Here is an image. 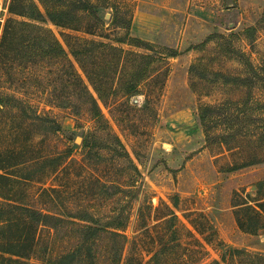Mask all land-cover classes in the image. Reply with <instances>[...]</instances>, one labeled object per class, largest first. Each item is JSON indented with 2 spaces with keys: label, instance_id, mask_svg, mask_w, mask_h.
Wrapping results in <instances>:
<instances>
[{
  "label": "rangeland",
  "instance_id": "374dc122",
  "mask_svg": "<svg viewBox=\"0 0 264 264\" xmlns=\"http://www.w3.org/2000/svg\"><path fill=\"white\" fill-rule=\"evenodd\" d=\"M10 1L0 45L45 26L86 87L32 30L0 55V264H264V0Z\"/></svg>",
  "mask_w": 264,
  "mask_h": 264
},
{
  "label": "trees",
  "instance_id": "16d2710c",
  "mask_svg": "<svg viewBox=\"0 0 264 264\" xmlns=\"http://www.w3.org/2000/svg\"><path fill=\"white\" fill-rule=\"evenodd\" d=\"M39 1L41 2L43 7L45 8L47 15L51 18V20L55 26L60 27V28H62V27L68 28L69 22L66 20V17H67L66 13H64L63 11H53L48 7V5H46L47 3H45L46 2L45 0H39ZM84 8L85 9L89 8V9L93 10L92 5L90 6L89 4H84ZM8 10H9V13L11 15H14V16L15 15L25 16V14H27V10H29L31 13L35 14L32 17L35 20H39L40 18L43 19L42 11H41L39 5L36 3L35 0H11L9 7H8ZM40 20L37 22H40ZM17 29H20L21 33L25 30H32L37 35V37L39 38V41L43 40L44 37L47 39L49 38L52 41L50 46L47 47L46 45L41 44V47H40L42 50H44L43 51L44 54L49 56V53L51 51H53V50L58 51L63 57H65L67 62L70 64V67L72 68L79 84L84 85L86 87L82 77L78 74L73 61L70 59L68 53L66 52L64 45L61 43V41L57 38V36L53 33V31L51 29L46 28L45 26H42L38 23H34V22H30V21H23V20H19L16 18H12V17L8 18L6 20V23H5L4 28H3V36H2V41H1V45H0V55H2V53H4V51L5 52L8 51L7 42L16 36V34L18 32ZM61 36H62V39L64 40L66 46L70 50L71 55L75 58L78 65L85 71L88 78L91 80L95 91L99 94L100 98L103 100L104 96H103V93L101 91V86L103 84H105V82H106V80L102 79L105 77L99 76V78L101 79V82H99V83H96L94 80H92L90 78V74L87 72L86 67L83 65V63H84L83 59H82L83 53H80L76 49L75 45L66 38L64 33H62ZM144 44H145V47L147 49L152 48V45H150L148 43H144ZM100 46L111 48L113 50V47H111L110 45L104 44V43L100 44ZM49 47L52 49L51 51L47 50V49H49ZM169 55L175 56L176 52L171 51V53ZM33 62H35V61H33ZM230 79L234 80V81L239 80L238 78H230ZM138 87H139L138 82L136 80H133L130 84H128L125 92H126V94L136 93L138 90ZM96 106L98 107L97 103H96ZM209 110H211V112L215 111L214 109H209ZM96 117L97 118L103 117L101 110L97 111ZM115 140H117L119 145L122 144L119 137L116 136ZM2 177H4V176H2ZM40 216L41 215H39L38 220L41 218Z\"/></svg>",
  "mask_w": 264,
  "mask_h": 264
},
{
  "label": "built area",
  "instance_id": "2783aa9c",
  "mask_svg": "<svg viewBox=\"0 0 264 264\" xmlns=\"http://www.w3.org/2000/svg\"><path fill=\"white\" fill-rule=\"evenodd\" d=\"M1 7V6H0Z\"/></svg>",
  "mask_w": 264,
  "mask_h": 264
}]
</instances>
